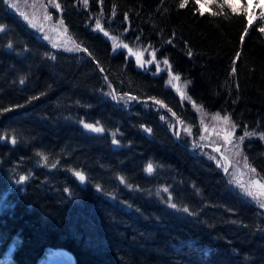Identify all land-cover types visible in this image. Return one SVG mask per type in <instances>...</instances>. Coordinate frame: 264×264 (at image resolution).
Returning a JSON list of instances; mask_svg holds the SVG:
<instances>
[{"label":"trees","instance_id":"1","mask_svg":"<svg viewBox=\"0 0 264 264\" xmlns=\"http://www.w3.org/2000/svg\"><path fill=\"white\" fill-rule=\"evenodd\" d=\"M59 2L78 48L54 50L53 59L49 43L0 0V192L15 162L50 158L0 216V257L15 245L17 264H37L53 246L76 264H264V209L176 139L161 114L188 123L196 112L168 72L138 67L111 40L153 49L236 135L264 134V21L249 20L246 0ZM241 150L264 179L263 140L246 138Z\"/></svg>","mask_w":264,"mask_h":264},{"label":"rangeland","instance_id":"2","mask_svg":"<svg viewBox=\"0 0 264 264\" xmlns=\"http://www.w3.org/2000/svg\"><path fill=\"white\" fill-rule=\"evenodd\" d=\"M233 1L240 4L242 0ZM4 3L9 12L14 13L17 19L26 23L38 37L50 44L53 48V51H51V57L53 59L56 58V52L54 50L63 48L75 51L74 49L78 48L73 38L70 36L65 23H60L62 20L60 15L62 10L60 7H55V4H59L60 6L59 0H11V3L16 4V8L10 6L9 0H4ZM246 4L249 9L247 12L250 21H252L254 15H257L264 21V0H246ZM205 7L206 6H204V8ZM256 8H258V12ZM46 17H50V19ZM5 31L6 28L1 30L2 33ZM111 40L113 41L115 51L124 48V43L122 41L112 36ZM132 57L135 60L138 58L146 59L147 64L140 68L148 69L149 72H154L155 74L164 71L168 72V85L178 94L182 102L188 101L196 112L194 118L193 116H189L188 123H184L181 120L174 121L167 114H161L162 119L166 120L176 139L182 141L188 139L190 143H192L190 148L196 150L198 154L206 159L213 160L216 166L222 170L229 183L237 188V190L243 192L247 197L245 199L246 201L252 200L260 206L261 203L264 202V187H261L264 186V179L260 178L245 160L243 151L241 150L242 142L239 140V137L242 135H236V128L233 130L232 120L229 119V122L225 123L222 118L227 115L218 113L220 119H217V112H211L199 103H196L189 95L188 83L182 80L180 76L173 73L168 61L164 58H158L153 49H148L147 47L136 49ZM176 77H179V79H176ZM113 97L118 100L119 96L116 91ZM126 100L130 101L129 98H126ZM226 136L228 139L225 138ZM253 136L261 138V134L257 132L256 135ZM249 137L251 136H246L244 140ZM262 140L264 142V139ZM115 144L117 145L116 142ZM237 152H239V155H237ZM1 162L2 159L0 158V166ZM49 162L50 158L48 155L40 154L32 164L27 161H17L7 168L8 187L0 192V216L14 207L12 194L15 192H24L28 183L35 176L36 171L48 165ZM21 177H26V179L21 180ZM230 190L235 193V195L238 193L234 191V188ZM249 193L252 194L250 195ZM260 214L262 218H264V212ZM259 218L262 219L261 216H259ZM257 227H259L260 235H263L264 225L261 224V221ZM181 244H185V242H181ZM192 246L193 245L189 246L187 254L192 253ZM8 250L7 257L5 259H0V264H16L11 257V254L15 251V245H11ZM65 250L66 248L63 247H47L38 258L37 264H55V261H63L65 264H76V258L73 254L69 252V250ZM194 250L196 251V249ZM195 255L198 256V253L196 252ZM200 259L204 258L200 257Z\"/></svg>","mask_w":264,"mask_h":264},{"label":"snow or ice","instance_id":"3","mask_svg":"<svg viewBox=\"0 0 264 264\" xmlns=\"http://www.w3.org/2000/svg\"><path fill=\"white\" fill-rule=\"evenodd\" d=\"M9 3H10V6H11L12 8H16V4L11 3V0H9ZM84 3L87 4V0H84ZM55 7H56V8H59L60 6H59V4H55ZM180 7H184V3H181V4H180ZM46 18L50 19V17H46ZM60 23L63 24V21L61 20ZM96 27H97L98 29L100 28L99 21L96 22ZM0 30H3L2 26H0ZM245 31H247V30H245ZM261 31L264 32V28H262ZM77 47H78V46H77ZM125 47H126V45H125ZM84 50L87 51V49H84ZM233 71H235V69H233ZM176 79H179V77H176ZM21 83H23V79H21ZM131 99H135V98L132 97ZM216 118H217V119H220V116H219L218 113L216 114ZM222 119L224 120L225 123H228L230 118L227 117V116H225V117H223ZM85 127H86V128H90V129H93L94 131H97V132H99V131H103L102 128H94L92 125H85ZM232 127H233V130H234L236 126H235V125H232ZM149 131H150V129H149ZM253 135H256V133H255V132H247V131H246V132H244V135H242L241 137H239V140L242 142L246 136H253ZM225 138L228 139L227 136H226ZM261 138L264 139V134H261ZM15 142H16L15 139H13V140L11 141V143H13V144H15ZM114 142H117V141H114ZM117 143H118V142H117ZM237 155H239V152H237ZM45 159H47V158H45ZM245 160H246V158H245ZM53 166H54V165H53ZM152 170H153V166H152L151 164H149L148 167H147V171H148V172H151ZM253 171H255V170L253 169ZM75 174L79 177V179H80L81 181H83V180L85 179V177H84L81 173L77 172V173H75ZM20 179H21V180H24V179H26V177H21ZM261 187H264V186H261ZM164 191H167V189H164ZM249 194L251 195L252 193H249ZM171 206H172L173 208H176V204H172ZM260 206H261L262 208H264V202H262ZM184 211H187V209H184Z\"/></svg>","mask_w":264,"mask_h":264},{"label":"water","instance_id":"4","mask_svg":"<svg viewBox=\"0 0 264 264\" xmlns=\"http://www.w3.org/2000/svg\"><path fill=\"white\" fill-rule=\"evenodd\" d=\"M125 45H126V47H125ZM124 45V50L125 51H127V56L129 57V56H131L132 54H133V49L128 45V44H125ZM69 52V51H68ZM147 64V60L146 59H144V58H138L137 59V66L138 67H144L145 65ZM115 91V90H114ZM93 126V125H92ZM94 127V126H93ZM95 128V127H94ZM90 132H95L93 129H90V128H87ZM79 173H81L84 177H85V179L83 180V181H81L82 183H85L86 182V180H87V176H86V174L85 173H83L82 171H78ZM77 178L79 179V177L77 176ZM228 181V180H227ZM229 182V181H228ZM235 190H237V188H235V187H233ZM239 191V190H238ZM239 193L243 196V197H245L244 196V194H243V192L242 191H239Z\"/></svg>","mask_w":264,"mask_h":264},{"label":"bare ground","instance_id":"5","mask_svg":"<svg viewBox=\"0 0 264 264\" xmlns=\"http://www.w3.org/2000/svg\"><path fill=\"white\" fill-rule=\"evenodd\" d=\"M122 107V106H121ZM129 108V107H128ZM165 108V107H164ZM166 109H168L167 107H166ZM169 110V109H168ZM227 183H228V185L231 187V188H233L234 186H232L228 181H227ZM235 190V189H234ZM235 191H237L238 193H239V191L238 190H235ZM245 196V195H244ZM245 199L247 198L246 196L244 197ZM249 201H252V200H249ZM66 251V250H65ZM73 258V257H72ZM64 262L63 261H61V262H56L55 261V264H63ZM65 264V263H64Z\"/></svg>","mask_w":264,"mask_h":264}]
</instances>
